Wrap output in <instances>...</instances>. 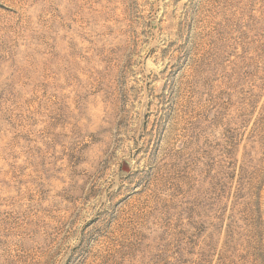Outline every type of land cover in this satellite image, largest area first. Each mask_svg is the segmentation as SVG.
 Segmentation results:
<instances>
[{"label":"rangeland","instance_id":"1","mask_svg":"<svg viewBox=\"0 0 264 264\" xmlns=\"http://www.w3.org/2000/svg\"><path fill=\"white\" fill-rule=\"evenodd\" d=\"M0 264H264V0H0Z\"/></svg>","mask_w":264,"mask_h":264}]
</instances>
